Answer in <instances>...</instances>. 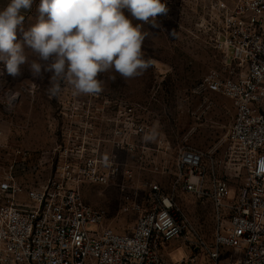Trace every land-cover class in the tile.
<instances>
[{"label":"built area","instance_id":"built-area-1","mask_svg":"<svg viewBox=\"0 0 264 264\" xmlns=\"http://www.w3.org/2000/svg\"><path fill=\"white\" fill-rule=\"evenodd\" d=\"M194 1L211 9L200 26L212 32L222 65L197 90L228 97L235 108L228 140L246 174L236 200L228 201L230 186L208 170L200 150L183 148L173 161L157 162L150 149L134 145L155 130L140 117L144 108L121 104L123 111L111 120L110 144L128 152L140 147L138 166L122 168L100 159L98 151L89 155L84 139L76 137L56 148L55 173L44 184L26 189L13 177L0 182V264H174L161 248L190 230L178 191L211 202L216 211L220 225L213 243L198 241L212 264H219L224 249L238 256L231 264H264V0ZM166 149L160 142L153 152L165 156ZM146 174L173 182L168 190L161 181L139 183ZM86 183L117 184L125 202L118 214L137 215L130 232L115 231L107 210L84 200ZM225 213L228 221L221 224Z\"/></svg>","mask_w":264,"mask_h":264},{"label":"rangeland","instance_id":"rangeland-1","mask_svg":"<svg viewBox=\"0 0 264 264\" xmlns=\"http://www.w3.org/2000/svg\"><path fill=\"white\" fill-rule=\"evenodd\" d=\"M9 2L0 0V10ZM165 2L169 11L157 16V26L133 19L134 24H141L145 34L142 53L151 66L126 81L114 71L101 74L103 90L99 94L75 95L70 85L61 82L62 91L53 97L48 91L51 73H43V78L33 77L24 65L21 74L13 77L0 62V182L13 177L26 189L44 184L55 173L56 148L76 137L84 139L89 155L98 151L100 159L111 160L122 168L138 166L141 148L136 147L134 152L113 148L109 134L111 120L123 111L121 104L140 105L145 109L140 117L155 132L150 139L134 140V145L150 149L149 154L157 162L173 161L183 148L200 150L206 155L208 170L230 186L228 201L236 200L246 174L239 152L228 140L235 115L233 102L223 95L197 90L208 73L222 69L220 52L212 44V32L200 26L208 20L211 9L196 7L194 0ZM39 4L40 0H33L30 9H21L25 30L36 22ZM17 40L23 41L19 30ZM259 110L264 113V101ZM160 142L167 147L165 156L153 152ZM137 181H161L168 190L173 178L146 174ZM81 192L89 205L107 210V223L115 231L132 230L137 215L118 214L123 201L117 184L86 183ZM176 196L190 230L162 246L163 256L174 264L180 260L212 264L198 244L202 241L210 246L220 225L212 203L181 191ZM227 221L225 213L221 224ZM237 258L231 250L224 249L219 264H231Z\"/></svg>","mask_w":264,"mask_h":264},{"label":"clouds","instance_id":"clouds-1","mask_svg":"<svg viewBox=\"0 0 264 264\" xmlns=\"http://www.w3.org/2000/svg\"><path fill=\"white\" fill-rule=\"evenodd\" d=\"M32 3L10 0L0 10V62L13 77L24 65L33 77L51 73L53 97L61 82L75 95H96L103 73L114 71L125 81L142 75L151 62L143 58L145 34L133 19L157 26V16L169 11L165 0H40L36 22L25 30L21 9Z\"/></svg>","mask_w":264,"mask_h":264}]
</instances>
